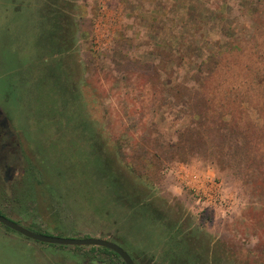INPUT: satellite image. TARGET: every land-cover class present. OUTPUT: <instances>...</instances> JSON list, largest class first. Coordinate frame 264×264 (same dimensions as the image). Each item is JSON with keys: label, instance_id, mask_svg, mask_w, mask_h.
<instances>
[{"label": "rangeland", "instance_id": "1", "mask_svg": "<svg viewBox=\"0 0 264 264\" xmlns=\"http://www.w3.org/2000/svg\"><path fill=\"white\" fill-rule=\"evenodd\" d=\"M249 1L0 0V106L22 155L0 167V212L138 264H175L198 234L206 264H264V18ZM47 5L69 15L67 47ZM239 43L200 83L208 53ZM0 264L123 263L0 224Z\"/></svg>", "mask_w": 264, "mask_h": 264}, {"label": "trees", "instance_id": "2", "mask_svg": "<svg viewBox=\"0 0 264 264\" xmlns=\"http://www.w3.org/2000/svg\"><path fill=\"white\" fill-rule=\"evenodd\" d=\"M50 1L51 0H49V2ZM46 7H47L46 14L50 16L51 21L53 22L52 24H55L53 26V28L55 31L54 33L58 35V42L60 44H62L63 46L65 45V47H67L69 34L67 35V32H65V30H66V28L69 27V24H70L69 15L67 13L62 12V10L57 8L56 5H54V7L53 6L49 7V5H47ZM207 9H209V8H207ZM222 9L223 8L220 7L219 11H222ZM246 10L247 11H253L254 20L259 18V17H257V15L259 16L260 14H262L261 19L263 20V18H264V0H250L248 6H246ZM44 16H46V15H44ZM57 24L60 27L59 30H55L57 27ZM262 25H263L262 26V28H263L264 22L262 23ZM252 35H255V33H253ZM248 40H249V38L245 39L244 41L246 42ZM244 41H243V43H244ZM228 48H230L229 51L242 50L243 44L239 43V44H235V45H232L230 47H227L226 49H223V50L209 52L207 57L205 59H203V61L200 63L199 68H198L197 76H198V80L200 83H202V79L210 78V76L214 73V71L216 69L217 63L222 59L224 54H226V50ZM205 70L207 72L203 73V71H205ZM191 91H194L193 93L197 94V92H196L197 89H192ZM179 92H180V90H179ZM194 94H192L190 92V95H194ZM206 101H207L206 98L202 99V97H198L197 95L192 96V101L189 105L190 114L194 115V113H195L196 117L201 116L202 112L204 111V109L202 107H207L204 105ZM263 182H264V180H263ZM262 194H263L262 196H264V193H262ZM136 195H138V194H136ZM168 228H169V230H168ZM167 231H170L169 236H171V238L175 239L176 240L175 243H177L178 245L184 244V242L186 240L187 241L192 240L191 237L195 235V233H192V232H190L191 234L188 232L186 233V231L182 230V228L179 229V228H176V226L173 227V223L171 224V226L167 227ZM167 231H166V233H167ZM38 232L43 233L42 231H38ZM201 235L199 236V234H198V236L196 237L197 238L196 240H198L196 243L197 248H193V250L181 249V250L177 251V250L171 249V253H170L169 257L172 259V262L175 264H186V262H189V259H192V264H194V263L195 264H206L205 260H206V258L208 259V257L199 253L198 247L201 246L203 249L206 250V252H208L209 242L206 241L204 238H202ZM205 245H206V247H205ZM98 247H100V246H98ZM175 247H176V245H175ZM100 248L105 249L109 252H112V250H110L108 248H105V247H100ZM179 249H180V247H179ZM194 249H198V250H194Z\"/></svg>", "mask_w": 264, "mask_h": 264}, {"label": "water", "instance_id": "3", "mask_svg": "<svg viewBox=\"0 0 264 264\" xmlns=\"http://www.w3.org/2000/svg\"><path fill=\"white\" fill-rule=\"evenodd\" d=\"M0 224L21 233L22 235L48 244H61V245H73V246H101L108 248L117 253L126 264H137L129 252L123 248L120 244L110 239L101 237H68L60 235H52L41 233L32 230L25 225L5 216L0 213Z\"/></svg>", "mask_w": 264, "mask_h": 264}, {"label": "flooded vegetation", "instance_id": "4", "mask_svg": "<svg viewBox=\"0 0 264 264\" xmlns=\"http://www.w3.org/2000/svg\"><path fill=\"white\" fill-rule=\"evenodd\" d=\"M20 148L21 146H20V142L18 141L17 132L12 127L9 120V116L4 114V111L0 106V167H2L5 170V179H7L10 176L9 173L11 171H13L14 173L17 172V168H15L13 164H9V163L15 161V159L22 158ZM112 253L118 256L122 260L123 264H126L124 260L117 253H115L114 251H112ZM130 255L132 256V254ZM132 258L134 259L133 256Z\"/></svg>", "mask_w": 264, "mask_h": 264}, {"label": "crops", "instance_id": "5", "mask_svg": "<svg viewBox=\"0 0 264 264\" xmlns=\"http://www.w3.org/2000/svg\"><path fill=\"white\" fill-rule=\"evenodd\" d=\"M38 14H39V16L41 15V16H43V14L41 13V12H38ZM47 26L49 27V24H47ZM43 43H44V41H42ZM41 44V43H40ZM43 47V46H42ZM42 47L41 46H39V48L36 50V51H38V50H40V49H42ZM46 48V47H45ZM40 58V57H39ZM38 58V59H39ZM36 60V59H35ZM38 61V60H37ZM37 61H35V63L37 62ZM37 63H39V62H37ZM36 63V64H37Z\"/></svg>", "mask_w": 264, "mask_h": 264}]
</instances>
